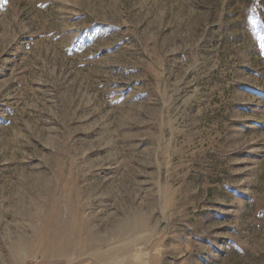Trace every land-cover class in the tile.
Masks as SVG:
<instances>
[{
    "label": "rangeland",
    "instance_id": "1",
    "mask_svg": "<svg viewBox=\"0 0 264 264\" xmlns=\"http://www.w3.org/2000/svg\"><path fill=\"white\" fill-rule=\"evenodd\" d=\"M0 264H264V0H0Z\"/></svg>",
    "mask_w": 264,
    "mask_h": 264
}]
</instances>
